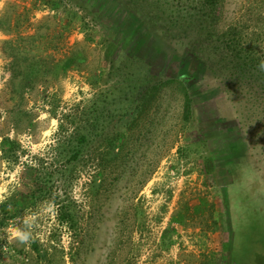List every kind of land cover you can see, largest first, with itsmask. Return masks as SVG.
Returning <instances> with one entry per match:
<instances>
[{
  "label": "rangeland",
  "instance_id": "obj_1",
  "mask_svg": "<svg viewBox=\"0 0 264 264\" xmlns=\"http://www.w3.org/2000/svg\"><path fill=\"white\" fill-rule=\"evenodd\" d=\"M200 11L0 0V264H264V99L231 90L214 51L236 34L264 55V0H221L218 20ZM133 36L158 43L154 64L143 43L129 49ZM169 77L193 100L189 122L173 83L108 149L123 109ZM96 101L106 132L67 162L66 138ZM236 140L231 164L214 156ZM62 201L77 206L76 229L58 222Z\"/></svg>",
  "mask_w": 264,
  "mask_h": 264
},
{
  "label": "trees",
  "instance_id": "obj_2",
  "mask_svg": "<svg viewBox=\"0 0 264 264\" xmlns=\"http://www.w3.org/2000/svg\"><path fill=\"white\" fill-rule=\"evenodd\" d=\"M100 1L101 0H96V3L100 4L102 7L106 0L103 2ZM220 1L221 0H199V7L204 12L200 11V21H208L211 20V18H217L218 20L219 16L216 14L215 8ZM208 10L210 11L209 13L207 12ZM148 38L149 37L142 38L141 36L134 38L133 36V42L130 46H128L130 40L122 41V44L127 45L129 49L132 48L133 52H137L139 44L143 43L146 45L148 43ZM218 39L220 42L214 51L225 52V56L220 60L222 69L225 70L223 71L225 75L223 81L225 83L230 81L229 84L232 87L231 90H235L238 95L240 93H248L254 100L258 98L264 99V55L248 46L243 42L241 37L236 34H222ZM151 50L154 51L151 54L152 57L149 56V59L145 61L149 66L155 63V60L153 59L154 55L159 54L158 52L160 50L158 43L152 42L149 46L146 45L143 49L139 50V52L145 53V55L150 54ZM129 56H133V54L129 53ZM183 76L184 74L181 77ZM173 83H179L181 85L180 87L182 88L183 95L181 117L184 124L189 122L192 118L193 100L183 81L178 79V77H169L167 79L158 80L150 84L143 91L140 101H137L135 106L123 109V117L130 119L125 120L123 122V127L117 132V134H112L111 139H108V149L114 151L119 146V141L121 137L124 136L126 127L129 126V124L134 125L142 113H146L149 108L153 107L163 89ZM244 87L247 88L244 89ZM105 101L106 99H104L101 104L104 105ZM100 108L101 105L99 106L97 101L93 102L89 108L82 111L85 115V120L78 117L79 121L73 129V133L66 138L63 146V150L67 154V162L71 163L77 161L82 156L85 148L92 144L95 138L101 136L104 131L106 132V130H104L106 126L104 124L106 115L104 112L100 111ZM107 118L108 117H106V119ZM240 147L241 140L229 141L228 147L219 151V157L215 151L214 156L222 162L225 161L224 159L229 158L226 161V164H231V157L233 158L234 156H237V152L241 150ZM199 148L201 151L206 148L205 140L199 141ZM208 155L210 156L209 150ZM7 206V202L0 203V210H3L4 214L7 212ZM13 210L14 211L10 214V217H15L17 215L18 209ZM56 217L58 222L65 224L69 229H76L78 224L77 206L71 201H62L58 204Z\"/></svg>",
  "mask_w": 264,
  "mask_h": 264
}]
</instances>
